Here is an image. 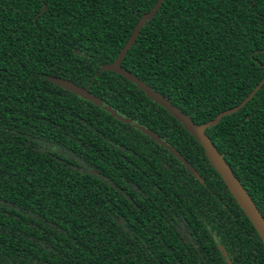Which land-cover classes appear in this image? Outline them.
<instances>
[{
    "label": "trees",
    "instance_id": "1",
    "mask_svg": "<svg viewBox=\"0 0 264 264\" xmlns=\"http://www.w3.org/2000/svg\"><path fill=\"white\" fill-rule=\"evenodd\" d=\"M155 2L0 0V264H264L201 144L100 70ZM122 67L205 123L264 76V0H163ZM90 97L153 130L203 182ZM205 132L264 217V82Z\"/></svg>",
    "mask_w": 264,
    "mask_h": 264
},
{
    "label": "water",
    "instance_id": "2",
    "mask_svg": "<svg viewBox=\"0 0 264 264\" xmlns=\"http://www.w3.org/2000/svg\"><path fill=\"white\" fill-rule=\"evenodd\" d=\"M162 1L163 0H156L152 8L148 12L142 14V16L139 18L138 22L134 26L128 40L122 46L115 59L110 63L103 64L100 70L113 71L115 73L120 74L128 81L134 83L137 86V88H139L146 94L148 98L153 100L156 104L165 108L178 122L181 123L183 128L188 133H190L197 140V142L201 144L208 161L213 166V168H215L217 173L220 175L224 184L228 188L229 192L232 194L234 199L237 201L238 205L241 207V209L244 211L246 216L249 218V220L251 221L252 225L254 226L255 230L257 231L259 237L261 238L264 244L263 215L259 211L253 199L248 194L247 190L244 188V186L241 184L239 179L233 173L230 165L227 163L223 155L218 151L216 146L213 144V142L210 140V138L205 132L207 127L217 124L218 121L222 118V116L233 113L237 111L240 107H242L254 95L257 89L262 85V83L264 82V76L260 80V82L253 88V90L239 104L227 110L221 111L213 119L205 123L196 124L193 120H191V118L188 115L184 114L178 107L174 106L163 95L152 89L149 85H147L145 82L139 79L136 75L132 74L130 71L122 67V60L125 54L127 53V51L135 42L136 37L140 32V29L157 12ZM44 9H45V5L42 7L41 11ZM50 80L56 83L57 85H59L60 87L72 92L73 94H77L82 97L86 96L85 90L81 86L75 84L70 80L59 77H52L50 78ZM90 99L96 105L100 106L103 110L108 112L112 117H115L116 119L122 122L131 124L138 130H140L142 133L148 135L152 140L158 142L161 146H163L170 153H172L178 160H180L192 175H194L198 180L203 182L202 177L193 168V166L171 144H169L166 140L162 139L153 130L140 124L136 120L124 115L118 109L114 108L113 106H111L101 98L90 97Z\"/></svg>",
    "mask_w": 264,
    "mask_h": 264
}]
</instances>
